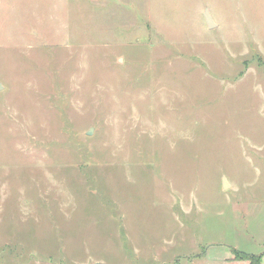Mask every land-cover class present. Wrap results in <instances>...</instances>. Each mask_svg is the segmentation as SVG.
Here are the masks:
<instances>
[{
    "label": "rangeland",
    "instance_id": "rangeland-1",
    "mask_svg": "<svg viewBox=\"0 0 264 264\" xmlns=\"http://www.w3.org/2000/svg\"><path fill=\"white\" fill-rule=\"evenodd\" d=\"M233 249L264 253V0H0V264Z\"/></svg>",
    "mask_w": 264,
    "mask_h": 264
},
{
    "label": "trees",
    "instance_id": "trees-1",
    "mask_svg": "<svg viewBox=\"0 0 264 264\" xmlns=\"http://www.w3.org/2000/svg\"><path fill=\"white\" fill-rule=\"evenodd\" d=\"M234 259L235 260H246L248 264H261L264 253L260 255L247 254L239 250L233 249Z\"/></svg>",
    "mask_w": 264,
    "mask_h": 264
},
{
    "label": "water",
    "instance_id": "water-1",
    "mask_svg": "<svg viewBox=\"0 0 264 264\" xmlns=\"http://www.w3.org/2000/svg\"><path fill=\"white\" fill-rule=\"evenodd\" d=\"M204 18H205V21H206L207 26H208L209 28H211L212 26H214L213 19H212L211 15H210L208 9H205V11H204ZM91 130H92V128H90V129L88 130L87 134H90V133H91ZM223 182H224V181H223ZM224 186H226V183H225V182H224Z\"/></svg>",
    "mask_w": 264,
    "mask_h": 264
},
{
    "label": "crops",
    "instance_id": "crops-1",
    "mask_svg": "<svg viewBox=\"0 0 264 264\" xmlns=\"http://www.w3.org/2000/svg\"><path fill=\"white\" fill-rule=\"evenodd\" d=\"M232 259H234V257H233ZM247 264H248V263H247Z\"/></svg>",
    "mask_w": 264,
    "mask_h": 264
}]
</instances>
